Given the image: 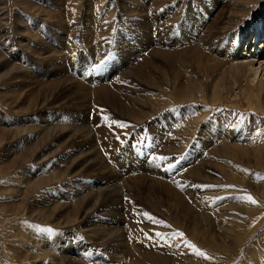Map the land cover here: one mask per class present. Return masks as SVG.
<instances>
[{
  "label": "rangeland",
  "instance_id": "obj_1",
  "mask_svg": "<svg viewBox=\"0 0 264 264\" xmlns=\"http://www.w3.org/2000/svg\"><path fill=\"white\" fill-rule=\"evenodd\" d=\"M156 1L157 0L154 1L155 4ZM172 1H176V5L178 6L182 2L183 10L181 14L189 9L193 11L201 1L202 3H205L206 1L208 2V0H171V2ZM160 2V4H157L158 6L156 5L159 10H161L167 2H170V0H160ZM211 2L213 1L211 0ZM230 2L228 1L227 5H225L224 12H227L228 8H230ZM154 3L151 2V0H0V72L2 74V78H0V129L5 128L8 130V133L10 132V136H5V134H1L0 131V264H14V262L15 264H62V262L58 263V261L53 260L54 258L52 257L60 254H65V257H74L73 259L81 260L85 264H114V262L115 264H136L134 261L137 258L133 253L136 252V250H129L133 254L131 256L126 255L123 257L121 255L125 250L121 251V259L114 258L117 251L106 249L108 245H101L99 243L100 240L96 239L98 238L96 230L95 233H93L95 237L91 235L94 226L100 228H109L111 226L110 228H115L113 231L117 230V232L121 234L119 238L114 236V240L127 242L128 249L136 247V245L138 246L139 242H141L148 250L153 251L154 248L156 254L171 258V262H173L171 264H254V262L255 264H264V178H262L264 177V169L259 170L250 164H247V158L244 155L247 153V147H249L251 142L249 128L253 124L252 119H224L225 116L223 115L222 117L223 111L225 110L228 112L230 111V108L235 106H231L228 102L223 104L195 102L196 100L194 98H189V101L186 100V104L184 105V108H182L185 110L188 107L193 109V105L203 106L198 109L201 112V118H176L178 112H176L175 115L174 112L177 111L179 107V97L178 88L176 86L173 87L172 80L170 86H168L170 94L169 105H164L153 112L156 106H153L152 89L147 77L148 71H151L152 67L138 65L140 72H145L147 75L137 74L133 71L134 64L137 63V59L141 60L142 56H146V58H150L152 61L151 57H153L154 48H145L149 46L152 38V45L158 46L161 49V55H165L167 49L171 47V43H168L169 40H171L173 36L175 37L174 41H176L177 38L180 40L183 28L186 30L190 28L192 24H196L194 22L195 20L190 18L191 16L180 14L178 21L181 22L179 28L182 30L179 32L176 29L175 31L173 29L175 22L173 21L174 14H172L169 18V20H172L171 26H167L170 23L167 19V25L162 26L160 29L161 35H152L151 21H153V19L151 18V12L153 10L151 11V5L154 8ZM138 4L143 6L146 5L147 7L149 6L148 8L145 6L142 9L143 13H145L143 17L142 15L139 17L137 14L135 15V13H133L137 10ZM207 4H210V2ZM244 4L247 3L243 2L242 5ZM167 5L171 4L168 3ZM176 5H173V11L178 10V8L176 9ZM218 8L219 7H213V12L209 15L207 25H212L217 16L222 14L219 13L221 10H218L219 12L217 11ZM203 10L207 12V10L210 9L206 7ZM17 13L19 14L16 15ZM227 14L228 12L225 15ZM17 26H22L26 30H19L20 28ZM224 26L225 24H220L218 26V35L222 33ZM146 27H150V29L146 31ZM142 30H144V33H142ZM212 30H214V28ZM40 31H42V33H40ZM51 31L55 32L58 36V39L55 38V40L60 42L59 46L61 47L60 50H58L59 55H61L58 60V66L61 70V73L58 74L59 76L62 77L66 74L71 77L70 79L73 82H84L89 87L91 86L90 88H94L96 85H105L107 89L110 88L114 93L116 92L115 94L120 93V98L115 99L106 94V96L109 97L106 100L98 94L90 95L89 101L84 102L75 92L72 95L73 99H71L70 94L69 97H62L56 100V95L61 93L60 91L55 95V101L50 97L47 100H42L41 96L43 91H39L42 87V81L41 76L38 74L41 72L39 68L42 67H39V65H43L40 62H43V59H46V57L41 58L36 56L31 50L32 44L31 46H28L30 50L26 49L24 44L26 40L23 41V39L26 38L31 40L33 36H36L38 39L41 37L40 39L42 40V43H45L44 46H47L48 39L45 37L47 33ZM28 32H30V35H28ZM249 37H251V35ZM118 38L121 39L122 44L125 42L119 50L116 47V43H118L116 40L118 41ZM122 40H124V42ZM200 42L201 41L197 43L198 46H201ZM20 45H22V47ZM11 49L13 52H11ZM28 54L31 55L29 56ZM117 54H119V59L117 58ZM212 54L216 55L215 53ZM44 55L46 56V54ZM244 55H246V53H244ZM262 56V61H264V50ZM30 57H32V59ZM115 57L118 59L117 62H114ZM180 61L181 62L177 64V67L181 72L185 73V80L190 79L192 82L194 79L192 74L198 73V77L202 80L203 85L205 84L206 86L207 79L201 75V73L198 71L196 72V70L192 68L193 65L190 61ZM3 62L10 63L11 65L8 64V66L11 68L4 67ZM186 64H188V66H186ZM262 64V68L255 74L256 77L254 76L255 82L264 78V63ZM1 65L2 68L4 67L3 69L1 68ZM30 65L34 66L33 69ZM96 65H99V68L93 70ZM255 65L258 67V64L255 63ZM74 66L77 67L74 68ZM157 66L160 65L158 64ZM74 69L77 71L78 77L74 75ZM7 70H12L11 72L14 76L18 73V76L14 80L10 78V75L4 78ZM87 70L90 75H87L86 77V74L83 73V76L80 77L82 71ZM22 74H26L27 76L24 75V77ZM58 75L56 78L59 77ZM30 76L36 78L30 79ZM165 76L170 79L167 73ZM85 77L86 79L91 78V82L97 84L93 85L90 82L85 81ZM44 79L47 80L48 78L44 76ZM127 79L128 81L126 82ZM135 84H138V86ZM183 86L187 85L184 84ZM18 88L20 89L18 90ZM238 89L239 87L236 88V90ZM14 91L18 92H15L16 94H14ZM140 92H142L141 97H139ZM8 93H11L12 96L19 94L20 98L17 99L16 103L14 102L12 104L10 102L11 100H7L6 98V94ZM179 94H184V91L179 90ZM167 96L168 95H162L163 101L168 100ZM155 101L156 99H154V102ZM241 101L242 102H239L238 106L235 107L239 110V117L241 115H252V111H256L253 106H247L246 100L245 98L243 99L242 96ZM44 102V107H41L42 105L39 106L40 103L43 104ZM28 105L33 109H30ZM35 105H37L38 108ZM52 105L54 108L50 107ZM46 107L48 109H44ZM204 107H206L205 111L203 110ZM44 110H49L48 113H51V110H56V112L52 111L57 118V121H53V123L54 125L58 124L60 131H62L61 128L65 127V125L68 126L70 122L78 123V120L83 119L82 125H86L89 130L91 129L88 136L92 134V139L90 137L85 140L86 142L82 141L85 138L74 142L67 140L68 143L66 141L64 144L63 140L65 141L67 138L66 136H63L60 138L62 141L59 140V144L57 142L60 146L56 145L50 152L49 150H46L47 152L44 151V149H47V146L50 143L49 141L54 140V138H59L60 135L59 132V135L57 136V134L53 133L39 132L38 128L35 130L33 126L35 123L46 127V125L41 124L43 119L38 117L39 115L44 114ZM257 112H260V110L257 109ZM216 113H218V115ZM101 117H103L102 119L104 120L107 117L105 120L106 123L115 127L106 134L107 140L105 144L104 142L101 143L104 141L103 131L100 130L102 128V123H100V125L97 123ZM260 117H262L261 114ZM44 118H46L48 122L51 121V119L47 117V114ZM40 121L41 123H39ZM114 122L123 123L127 125V127L116 128L119 126H117V123L113 126ZM18 125L24 128V131L22 132L27 135L20 136L14 131ZM58 127H56V129H58ZM30 128L31 132L27 131L30 130ZM36 131H38L39 134L35 137V141L34 139L26 138V136L33 135ZM3 135L5 137H3ZM117 135L120 136L119 140L117 139ZM5 138L8 140L6 141ZM90 141L92 142V146L90 145ZM4 143L8 145L6 146ZM42 144L46 147L44 148ZM177 144L180 145L178 146ZM65 145L67 147H65ZM69 145L70 147L72 146V148H70ZM106 145L109 147L107 148ZM225 145H228L229 148H227V146L224 148L223 146ZM255 146L259 147L257 144H255ZM213 147H218V149L213 150L215 149ZM56 148L57 151L55 150ZM31 149L34 151L31 152ZM114 149L115 152H113ZM227 149H231V151H228ZM204 150L205 152H203ZM208 150H210V154ZM36 151H41L40 153H37L39 156H37ZM59 151L61 154H59ZM62 151L64 152L62 153ZM84 151L85 153H83ZM86 151L90 152L89 155L93 152L95 153V156H99L100 158L103 157V159L110 165V173L112 172L111 170H113V173L119 174L117 177L118 179L122 178L121 182H124V184L120 183V179L113 182L112 188H115V191L113 190L114 193L112 192L113 195L111 194L110 197L104 193H101L103 197L100 195L97 200L95 197L84 196L85 194L90 193L91 183L101 180V178H105L104 174H101L98 177L96 176L98 173L94 175L95 172L87 171L89 162H80L81 165L80 163L79 165L74 164L75 162L82 160L83 157L81 155L83 153L84 156ZM88 152L86 155H88ZM115 153H117V157L122 160V163L120 164L121 166L117 164V161L114 159ZM237 154H240V156H236ZM13 155L17 157H14ZM78 155L80 157H77ZM86 155L84 157H86ZM242 155H244V157ZM158 157H165L166 159L161 160L158 159ZM14 158L18 160L21 159L18 163H14ZM70 158L74 160V162L71 161ZM39 160L41 161L38 162ZM37 162L44 164H40V166L42 165L40 167ZM93 162L96 163L95 161ZM12 163L14 164L12 165ZM67 163L71 164L68 165V167H70L69 169L66 167ZM229 163L230 165H227ZM52 164H55L58 170L59 167L60 170H67H59L57 173L56 168H50L52 167L50 166ZM170 165L173 167H170ZM190 166L192 169L188 170L191 168ZM220 168L222 170H220ZM206 171L208 173H206ZM62 172H65L66 174H62ZM77 172H79V174ZM87 172L89 174H87ZM57 176L60 177L57 179ZM90 177H95V179H91ZM44 178L46 179L45 181H43ZM40 180L41 184H39ZM135 180L137 185H140L139 189H137ZM158 182L165 183L168 186L170 185L171 194H173L174 189H176L174 191H177L180 194L182 193V197L189 206L185 211L189 214L183 212L184 210L180 204L171 203L172 198L169 199L168 197H172V195H170V193H164V191H166L165 188L162 187L161 189ZM117 183H119V186ZM44 184L46 186L48 185V188ZM226 185H235V187H225ZM146 189H149L150 191H146ZM38 190L41 191L39 192ZM72 191H76V195L71 197L70 195L72 194ZM116 193L119 196H117ZM41 194L42 198L40 197ZM248 195L256 201L255 204L250 203L245 199ZM78 196L84 197H81L82 199L80 198V200H78ZM93 199L94 201H97L94 204ZM99 200L102 204H100ZM80 201L82 205L79 204ZM102 201H104V203ZM86 202L91 203L87 204ZM112 202L114 204H112ZM96 204L97 206L99 204V206H94ZM101 205L105 206L102 207ZM61 207L63 208L61 209ZM53 208L55 209L54 212ZM197 209H200L201 211ZM209 210L213 213L216 210L218 212L213 214ZM190 212L192 213V217ZM195 212H199V215H202V217L204 216L203 219L196 218L194 216ZM206 215H208V217ZM227 217L229 221L227 220ZM197 220L200 221V224L202 223V225H199ZM92 221L94 224H89ZM158 221H163V223H158ZM189 221H194V223L197 221L198 223L196 222L195 225H197L198 228L195 225L189 226ZM102 223H105L106 226L101 225ZM144 223H146V225H144ZM232 227L236 229H233ZM43 228H50L53 231L51 233L41 231L40 229ZM238 228L240 231H238ZM255 228H257V230ZM211 229L213 233L210 231ZM130 230L131 232H128ZM98 232L99 231H97V233ZM177 232H181L184 235H176ZM235 232L240 235L238 236ZM89 233H91V236ZM157 233H160V235L157 236ZM231 234L233 235V239L230 238L232 236ZM250 234H253L254 236L249 242L246 237ZM220 235L222 236L220 237ZM127 236L132 237L131 239L133 242L129 241ZM136 236L140 237L138 238ZM222 241L226 242L224 243ZM73 242H77L78 245H73ZM189 245H194L195 247ZM219 245L222 246L219 247ZM197 251L203 252L207 258L198 255ZM30 253L34 256L36 254V257L28 259V254ZM106 256H109L108 258H111V260ZM122 259L126 260L127 263Z\"/></svg>",
  "mask_w": 264,
  "mask_h": 264
},
{
  "label": "bare ground",
  "instance_id": "obj_2",
  "mask_svg": "<svg viewBox=\"0 0 264 264\" xmlns=\"http://www.w3.org/2000/svg\"><path fill=\"white\" fill-rule=\"evenodd\" d=\"M149 1V0H148ZM155 0H151V2L154 3ZM164 1V0H162ZM169 1V0H168ZM213 2H211V0H208V2H210V4H207L208 2L206 1L205 3H202V1L200 3L197 4V6L194 8L193 11H191L190 9L189 10H186L184 11L182 14V8H183V5H182V2L178 5H176V1H172L170 0V2H167L166 5L169 3L171 5H165L161 10H159V8L157 7L158 5L157 4H160V0H157L156 1V4L154 3V8L153 6L151 5V18L153 19L152 22V31H151V34H155L156 36H158L159 34L161 35V27L164 26V25H167V19L169 20L170 16L172 14H174V19L173 21L174 22V25H173V29L176 31H181L182 29L179 28V25L181 22L178 21V18L181 15H184V16H191L190 18L191 19H194L195 21V25L192 24V26L186 30H184L183 28V31H182V36L180 37V40H175V37L173 36L171 38V40H169V44L171 43V47H169L167 49V51L165 52V55H161V49L158 47V46H153L152 45V42H153V38L151 39L152 41L149 43V46L148 47H145L146 49L149 48V47H153L154 48V54H153V57L152 58V61L150 58H146V56H142L141 60L137 59V63L134 64V68H133V71L137 74H146L145 72H140V68L138 65H144V66H148V67H152L151 68V71H148V79L150 81V87L152 90H155V91H152V96H153V106L156 108L153 110V112H155L157 109H160L161 107H163L164 105L166 106L167 104L169 105V102H170V94H169V88L168 86H170L171 84V80L173 81L172 85L173 87L176 86L178 88V97H179V107L177 109V111L174 112V115L176 112H178V115L176 116V118H194V119H200V110L199 107H203V106H195L193 105V109H190V107H188L187 109H183L184 108V105L186 104V100L189 101V98H194L196 101L195 102H207V103H217V104H223L225 102H228L231 106H238L239 102H242L241 101V96L243 97V99L245 98L246 100V104L247 106H253L256 111H252L253 114L252 115H245V116H240L239 117V110L235 107H232L230 108V111H223V114H222V117L223 115L225 116V118H250L252 119V122L253 124L251 125V127L249 128V135H250V139H251V142L249 144V147H247V153L244 154L245 157L247 158V164H250L251 166H253L254 168H257L259 170H263L264 169V78L260 79V80H257L256 82L254 81V76L256 77V73L259 72V70L262 68V63H264L263 60V56H262V52L264 50V0H212ZM230 2L231 5H230V8H228V14L225 15L227 12H224V9H225V5H227V2ZM247 3V4H244L242 5V3ZM59 3V2H58ZM157 5V6H156ZM163 5H164V2H163ZM173 5L175 6L176 5V9L178 8V10H175L173 11ZM192 5V4H191ZM146 6V5H145ZM141 4H138V7H137V10H135V15L137 14L139 17L142 15V17L145 15V13H143L142 9L145 7ZM162 6V5H161ZM147 7V6H146ZM149 7V6H148ZM147 7V8H148ZM206 7H208L210 10H207V12L203 9H205ZM213 7H219L217 9L218 10H221L219 13H222L221 15H218L217 18L213 21L212 25H207V20L209 18V15L211 12H213ZM122 8V7H121ZM133 10V9H132ZM145 10V9H144ZM150 10V9H148ZM89 12V11H88ZM146 12V11H145ZM172 12V13H171ZM139 13V14H138ZM149 13V12H148ZM19 13H17L16 15H18ZM59 14V13H58ZM121 14V13H120ZM147 14V13H146ZM62 16V15H61ZM61 18V17H60ZM138 18V17H137ZM182 18V17H180ZM55 20V19H54ZM62 20V19H60ZM163 20H164V23H163ZM91 21V20H90ZM170 23L169 25L167 26H171L172 24V20H169ZM193 21V20H192ZM176 22H179V23H176ZM220 24H225L224 26V29L222 31V33L220 35H218V26ZM126 26V25H125ZM19 27L20 29L19 30H26L25 28H23L22 26H17ZM143 27V26H142ZM207 27V28H206ZM214 28V30H212ZM150 29V27H146V31H148ZM172 29V28H171ZM17 30V29H16ZM145 30V28H144ZM144 30H142V33H144ZM31 31V30H30ZM37 31V29H36ZM50 31V30H49ZM104 31V30H103ZM44 32V31H43ZM57 32V31H56ZM40 33H42V31H40ZM45 33V32H44ZM148 33V32H147ZM28 35H30V32H28ZM35 35V34H34ZM251 35V37H249ZM41 36V35H40ZM32 37V36H31ZM39 37V35H38ZM43 37V36H42ZM25 38V37H24ZM29 38V37H28ZM41 38V37H40ZM38 39L36 36H33L31 40L29 39H23V41L26 40V42L24 43L25 44V47L26 49H29L30 48L28 47L29 45L31 46L32 44V47H31V50L32 52H34V54L38 57H41V58H45L46 59H43V62L41 61L40 63H42L43 65H39L42 66L40 67L39 69L41 70V72L39 73L38 71V75L41 76V81H42V84H41V89L39 91H43L42 92V100H47L50 98H53V100L55 99V95L61 91V93H58V95H56V100L57 99H60V98H64V97H71V99H73V94L76 92V95L81 99L83 100L84 102H87L89 101V97L90 95H98L100 94V96L104 99H108L109 97L106 96V94L110 95L111 97L117 99V98H120V93H117L115 94L113 92V90H111L110 88H106L105 85H96V84H93L91 82V78L90 79H86L87 75H90L89 74V71H82L81 73V76H83V73H85L86 77H85V81L87 82H90L91 84L93 85H96L94 86V88H90L87 84H85L84 82L80 83L78 81H72L68 75L64 74L62 77L59 76L58 74L61 73V70L59 69V66H58V60H59V52L58 50H60V46H59V43L60 42H57V40H55V38L58 39V36L56 35L55 32H49L47 33L46 37L48 39V45L47 46H44L45 43H42V40L41 39ZM14 39V38H13ZM60 39V38H59ZM157 39V38H156ZM253 39V40H252ZM10 40V39H9ZM17 40V39H16ZM11 41V40H10ZM9 41V42H10ZM109 41V40H108ZM115 41V40H114ZM124 42V40H122ZM199 41H201V46H198L197 43H199ZM12 42V41H11ZM10 42V43H11ZM19 42V40H18ZM33 42V43H32ZM47 42V41H46ZM116 47L118 48V50L122 47L123 44H125V42L122 44L121 43V39L118 38V41L116 40ZM173 42V43H172ZM36 44V45H34ZM47 44V43H46ZM175 44V46H174ZM23 45V44H22ZM22 45H20L22 47ZM12 47V46H11ZM24 47V49H25ZM101 47V46H100ZM104 47V46H103ZM252 47V48H250ZM14 48V47H13ZM33 48V49H32ZM254 48V49H253ZM23 49V48H22ZM25 49V50H26ZM103 49V48H102ZM245 49V51H244ZM12 50V49H11ZM144 50V49H142ZM28 51V50H27ZM26 51V53H27ZM68 51V49H67ZM101 51V50H100ZM244 51V53H246V55H244V53L242 54V52ZM13 52V50L11 51ZM29 52V51H28ZM103 52V51H102ZM143 52V51H142ZM212 53H215L216 55L212 54ZM10 54V52H9ZM33 54V53H31ZM30 54V55H31ZM46 54V56L44 55ZM1 55V54H0ZM7 55V54H6ZM29 55V54H28ZM29 55V56H30ZM44 55V56H43ZM33 56V55H32ZM63 57V56H62ZM1 58V57H0ZM32 59V57H30ZM34 58V57H33ZM114 58V57H113ZM117 58L119 59V54H117ZM115 57L114 59V62H117V59ZM39 59V58H37ZM3 60V59H2ZM6 60V59H5ZM4 60V61H5ZM61 60V59H60ZM182 60L183 62L185 61H190L193 65L190 66L192 67L194 70H196V72L198 71L199 73H201V75H203L206 79H207V84L205 86V84L203 85V82L202 80L198 77V73H194L192 74L194 79L193 81L191 82L190 79H187L185 80V73L184 72H181L180 69L177 67V64L180 63ZM1 61V60H0ZM179 61V62H177ZM177 62V63H176ZM1 63V62H0ZM4 63V67H8V68H11L8 66V62H3ZM20 63V62H19ZM187 63V62H186ZM256 64H258V67H256ZM79 64V63H78ZM160 65V66H157V65ZM11 65V64H10ZM21 65V64H20ZM185 65V64H184ZM13 66V65H12ZM16 66V65H15ZM22 66V65H21ZM20 66V68H21ZM78 66V65H77ZM77 66H74V68H76ZM186 66H188V64H186ZM3 67V68H4ZM30 67L33 69L34 66H31ZM1 68H2V65H1ZM2 68V69H3ZM7 68V69H8ZM16 68V67H15ZM18 68V67H17ZM23 68V66H22ZM191 68V70H192ZM13 69V68H12ZM28 69V68H26ZM59 69V70H58ZM263 69H264V66H263ZM10 70V69H9ZM17 70V69H16ZM31 70V69H30ZM37 70V69H36ZM12 71V70H11ZM11 71H6L5 72V75H4V78L5 77H8L10 75V78L12 80H14L17 76H18V73L17 75L14 76V74L11 72ZM14 71V70H13ZM23 71V70H21ZM26 71V70H25ZM128 71V70H127ZM126 71V72H127ZM201 71V72H200ZM3 72V71H2ZM192 72V71H191ZM20 73H23V72H20ZM74 75L78 77V73L77 71L74 69L73 71ZM132 73V72H131ZM167 75L170 77V79H168L165 75ZM4 74V72H3ZM36 74V73H34ZM190 74V73H189ZM0 78H2V74L0 72ZM21 75V74H20ZM23 75V74H22ZM26 75V74H24ZM23 75V76H24ZM59 76L58 78H56V76ZM27 76V75H26ZM34 76V75H33ZM33 76H30L29 78L30 79H35ZM37 76V77H39ZM44 76L47 77L48 79H44ZM25 77V76H24ZM23 77V78H24ZM146 77V76H145ZM27 78V77H26ZM143 78V77H142ZM9 79V78H7ZM20 79V77H19ZM25 79V78H24ZM1 80V79H0ZM29 80V79H28ZM130 80V78H129ZM9 81V80H8ZM11 81V80H10ZM17 81V80H16ZM27 81V80H26ZM128 81V79L126 80V82ZM15 82V81H14ZM18 82V81H17ZM32 82V81H31ZM30 82V84H31ZM73 82V83H72ZM194 82V83H193ZM255 82V83H254ZM12 83V82H11ZM16 83V82H15ZM14 83V84H15ZM34 83V82H33ZM32 83V84H33ZM38 83V81H37ZM142 83V82H141ZM147 83V82H146ZM205 83V82H204ZM10 84V83H9ZM36 84V83H34ZM187 85V86H183V85ZM13 85V83H12ZM136 86H138V84H135ZM29 86V85H28ZM27 86V87H28ZM31 86V85H30ZM34 86V85H33ZM32 86V87H33ZM37 87V86H36ZM34 87V88H36ZM132 87V86H131ZM239 87L238 90H236V88ZM10 88V87H9ZM29 88V87H28ZM136 88V87H135ZM20 88H18L19 90ZM22 89V88H21ZM125 90V89H124ZM136 90V89H135ZM179 90H183L184 91V94H179ZM29 91V90H28ZM141 91V90H140ZM8 92V91H7ZM16 91H14V94ZM36 92V91H35ZM12 93V91H11ZM11 93H8L6 94V98L7 100H11L10 102L13 104L14 102L16 103L17 99H19V94L17 95H13ZM24 93V92H23ZM28 94V93H27ZM141 94L142 92H140L139 94V97H141ZM40 95V94H39ZM162 95H168L167 96V99L166 101H163V97ZM31 96V94H30ZM32 96H33V93H32ZM18 97V98H17ZM22 97V96H21ZM40 97V96H39ZM76 97V98H78ZM137 97V96H136ZM138 97V98H139ZM165 97V96H164ZM16 98V99H15ZM27 98V97H26ZM30 98V97H29ZM25 99V98H24ZM37 99V98H36ZM130 99V98H129ZM154 99H156V101L154 102ZM23 100V98H22ZM29 100V99H28ZM121 100V99H119ZM20 101V100H19ZM31 101V100H30ZM34 101V100H33ZM32 101V102H33ZM55 101V100H54ZM175 101V100H174ZM192 101V100H191ZM82 102V101H81ZM28 103V102H27ZM47 103V102H46ZM122 103V102H121ZM10 104V103H9ZM18 104V103H17ZM54 104V103H53ZM83 104V102H82ZM178 104V103H177ZM31 105V103H30ZM42 105V106H41ZM45 105V102L43 104H39V106L41 107H44ZM76 105V103H75ZM78 105V104H77ZM134 105V104H133ZM143 105V104H142ZM141 105V106H142ZM213 105V104H212ZM29 106V105H28ZM37 107V105H35ZM34 106V108H35ZM140 106V107H141ZM148 106V105H147ZM219 106V105H218ZM217 106V107H218ZM19 107V106H18ZM23 107V106H22ZM26 107H27V104H26ZM30 107V106H29ZM52 108H54V106H50ZM49 107V108H50ZM136 107V106H134ZM138 107V106H137ZM151 107V106H150ZM152 107V108H154ZM183 107V108H182ZM187 107V105H186ZM215 107V108H217ZM220 107V106H219ZM20 108V107H19ZM17 108V109H19ZM38 108V107H37ZM36 108V109H37ZM59 108V107H58ZM139 108V107H138ZM137 108V109H138ZM149 108V107H148ZM253 108V109H254ZM27 109V108H26ZM29 109V108H28ZM30 109H33L32 107H30ZM44 109H48L47 107L44 108ZM206 107L203 108V110L205 111ZM257 109L260 110V112H257ZM25 110V109H24ZM43 110V109H42ZM50 110V109H49ZM48 110V111H49ZM140 110V109H139ZM144 110V109H143ZM142 110V111H143ZM223 110V109H222ZM40 111V110H39ZM45 112H43L44 114L42 115H39L38 117L40 119H43L42 120V123L41 121L39 123L41 124H44L46 125V127L44 126H41L39 124H33L35 130L38 128L39 129V132L42 131L43 133H53V134H57V136L59 135L58 132L60 133L59 135V138H54V140L52 141H49L50 143L48 144L47 146V149H44V151L46 150H49V152L52 150V148H54L56 145L59 144V140H61L60 138H62L63 136H66V140L64 141L63 140V143L67 140H71V142H74V141H78V140H81L83 138L82 141H85L86 139L90 138L91 135L88 136V134L90 133V130L87 128L86 125H82V122H83V119H80L78 120L79 122L78 123H69V125H65V127L61 128L62 131H60V127H58V124L57 125H54L53 121H57L56 119V116L53 114L52 111H55L56 110H51V113H48L47 110H44ZM13 112V111H12ZM146 112V111H145ZM152 112V111H151ZM220 112V111H218ZM39 113V112H38ZM144 113V112H142ZM47 114V117L49 119H51L50 122H48L46 120V118H44V116ZM146 114V113H145ZM165 114V113H164ZM215 114V113H214ZM213 114V115H214ZM218 115V113H216ZM220 114V113H219ZM260 114L262 115V117H260ZM2 115V114H1ZM137 115V114H136ZM144 115V114H142ZM172 115V114H171ZM139 116V115H138ZM173 116V115H172ZM3 117V116H2ZM42 117V118H41ZM98 117V116H97ZM141 117V116H140ZM174 117V116H173ZM37 118V117H36ZM38 118V119H39ZM47 118V119H48ZM75 118V117H74ZM103 117L99 118L100 120L97 121V123H99L98 125H100V123H102V128L100 130L103 131V140L101 143L104 142V144L106 143V134H108L110 132V130L114 129L115 127H112V125L110 126L109 124L106 123V118L105 120L102 119ZM137 118V117H136ZM150 118V117H149ZM2 119V118H1ZM18 119V118H17ZM21 119V118H19ZM78 119V118H77ZM102 119V120H101ZM134 119V118H133ZM139 119V118H138ZM218 119V118H217ZM88 120V119H87ZM97 120V119H96ZM53 124H52V123ZM94 122V121H93ZM10 123V122H9ZM110 123V122H109ZM90 124V123H89ZM94 124V123H93ZM116 123H114L113 126H115ZM95 126V125H94ZM118 126V125H117ZM25 127V126H24ZM56 127H58V129H56ZM62 127V126H61ZM98 127V126H97ZM33 128V127H32ZM33 128V129H34ZM90 128V127H89ZM116 128H120V127H116ZM97 129V128H96ZM231 129V128H230ZM3 130V131H2ZM9 130L11 131V129L9 128ZM13 130V128H12ZM27 130V129H25ZM58 130V131H57ZM1 131V134H5L6 135H9L8 133V130H6L5 128L4 129H0ZM15 132L18 133V135L20 136H24V135H27L26 133L23 134L22 131H24V128L22 126H19L16 127L14 129ZM27 131H30L31 132V128L30 130H27ZM177 131V130H176ZM14 132V134H15ZM34 133V132H33ZM99 133V132H98ZM102 133V132H101ZM13 134V135H14ZM32 134V133H30ZM38 131H36L33 135H29V136H26L27 139H34L35 141V137L38 136ZM97 134V133H96ZM52 135V134H51ZM169 135V134H168ZM173 135V134H172ZM3 135V137H5ZM10 136V135H9ZM8 136V137H9ZM55 136V137H57ZM2 137V136H1ZM15 137V136H14ZM17 137V136H16ZM99 137V136H98ZM101 137V136H100ZM174 137V136H173ZM10 138V137H9ZM18 138V137H17ZM25 138V139H26ZM169 138V137H168ZM172 138V137H171ZM226 138V137H225ZM11 139H12V136H11ZM92 139V137H91ZM178 139V138H177ZM229 139V138H228ZM1 140V138H0ZM5 140L7 141L8 139L5 138ZM10 140V139H9ZM17 140V139H16ZM100 140V139H99ZM171 140V139H170ZM169 140V141H170ZM173 140V139H172ZM216 140V139H215ZM39 141V139H38ZM62 141V140H61ZM92 141V140H91ZM90 141V142H91ZM165 141V140H164ZM168 141V140H167ZM58 142V144H57ZM86 142V141H85ZM89 142V140H88ZM94 142V140H93ZM108 142V141H107ZM111 142V140H110ZM114 142V141H113ZM34 143V142H33ZM40 143V142H39ZM38 143V144H39ZM42 143V142H41ZM48 143V142H47ZM64 143V144H65ZM68 143V141H67ZM84 143V142H83ZM82 143V144H83ZM175 143V142H174ZM179 143V142H178ZM184 143V142H183ZM234 143V142H233ZM5 144V143H4ZM163 144V143H162ZM224 144V143H223ZM255 144L259 145V147H256ZM6 145V144H5ZM8 145V144H7ZM6 145V146H7ZM30 145V144H28ZM43 145V144H42ZM72 145V144H71ZM92 146V142L90 144ZM89 145V146H90ZM96 145V144H95ZM178 145V144H177ZM180 145V144H179ZM178 145V146H179ZM220 145V144H219ZM60 146V145H58ZM62 146V145H61ZM74 146V145H73ZM80 146V145H79ZM94 146V145H93ZM193 146V145H192ZM228 145H225L223 146L224 148ZM231 146V145H230ZM235 146V145H234ZM246 146V145H245ZM10 147V146H9ZM33 147V146H32ZM40 147V146H39ZM38 147V148H39ZM44 147V145H43ZM46 147V146H45ZM44 147V148H45ZM65 147H67L65 145ZM64 147V148H65ZM70 147V145H69ZM68 147V148H69ZM75 147V146H74ZM106 147L108 148L109 146L106 145ZM164 147V145H163ZM236 147V146H235ZM241 147V146H240ZM239 147V149H240ZM27 148V147H26ZM29 148V147H28ZM34 148V147H33ZM32 148V149H33ZM36 148V147H35ZM63 148V149H64ZM72 148V146L70 147ZM106 148V149H107ZM177 148V147H176ZM215 148V147H213ZM232 148V147H231ZM31 149V152L34 151ZM41 149V148H40ZM89 149H92V148H89ZM88 149V151H89ZM207 149V148H206ZM209 149V147H208ZM218 149V147H216L215 149L213 150H216ZM220 149V148H219ZM234 149V147H233ZM24 150V149H23ZM37 150V149H36ZM57 151V148L55 149ZM61 150V149H60ZM66 150V149H65ZM212 150V149H210ZM210 150L209 151V154H210ZM228 150V149H227ZM244 150V148H243ZM54 151V150H53ZM86 151V154L87 152ZM93 151V150H92ZM112 151V150H110ZM222 151V150H221ZM228 151H231L228 150ZM236 151V150H235ZM18 152V151H17ZM24 152V151H23ZM22 152V153H23ZM27 152V151H26ZM25 152V153H26ZM30 152V153H31ZM41 152V151H40ZM40 152H37L36 151V154L37 153H40ZM47 152V151H46ZM60 152V151H59ZM64 151H62L63 153ZM79 152V151H78ZM97 152V150H96ZM113 152H115V149L113 150ZM205 152V150L203 151ZM214 152V151H213ZM218 152V151H217ZM234 152V151H233ZM43 153V152H42ZM69 153V152H68ZM85 153V151L83 152ZM83 153L81 155L83 158L81 161H77L75 162L74 164H77L79 165V163H85V162H89L88 164V167H87V171H92V172H95L94 175H96L98 173V176L101 175V174H104L105 178H101V180H97V181H94L93 183H91V188H90V193L89 194H85L84 196H91L92 198L95 197V199L97 200L98 197L101 195V193H104L105 195H109V197L111 196L113 190L112 187H113V182H115L119 176L118 173H113V170H111L112 172L110 173V165L103 159V157H99V156H95V153H91L89 155L90 152H88V155H86V157L83 156ZM100 153V152H99ZM103 153V152H102ZM174 153V152H173ZM215 153V152H214ZM224 153V152H223ZM231 153V152H230ZM239 153V152H238ZM242 153V152H241ZM21 154V153H20ZM29 154V152H28ZM34 154V153H33ZM61 154V152L59 153ZM58 154V155H59ZM73 154V152H72ZM71 154V155H72ZM113 154V153H112ZM203 154V153H202ZM225 154V153H224ZM16 155V154H15ZM27 155V154H26ZM65 155V154H63ZM70 155V154H69ZM77 156V157H80V156ZM98 155V154H97ZM100 155V154H99ZM240 156V154H237L236 156ZM244 155H242L244 157ZM14 156V155H13ZM20 156H23V155H20ZM19 156V157H20ZM37 156H39L37 154ZM36 156V158H37ZM48 156V155H47ZM14 157H17V156H14ZM50 157V156H49ZM69 157V156H68ZM105 157V156H104ZM115 157V158H114ZM114 159L115 161H117L116 163L117 164H121L122 163V160L119 159V157H117V153L114 154ZM235 157V156H234ZM23 158V157H21ZM20 158V159H21ZM95 158V159H93ZM10 159V158H9ZM12 159V158H11ZM15 160H13L14 163H18L19 160L14 158ZM25 159V157H24ZM39 159V158H38ZM69 159V158H68ZM76 159V158H74ZM207 159V158H206ZM241 159V158H240ZM8 160V159H7ZM18 160V161H17ZM52 160V159H51ZM71 161L74 162V160H72L70 158ZM69 160V161H70ZM9 161V160H8ZM7 161V162H8ZM12 161V160H10ZM41 160H39L38 162H40ZM70 161V162H71ZM93 161H95L96 163H94ZM197 161V160H196ZM231 161V160H230ZM3 162V161H2ZM5 162V163H7ZM29 162V161H28ZM37 162V163H38ZM65 162V161H64ZM69 162V163H70ZM72 162V164H73ZM5 163H2V164H5ZM12 163V165L14 164ZM67 163V166L68 165H71ZM80 163V165H81ZM206 163V161H205ZM245 163V162H244ZM40 166V164L42 163H38ZM44 164V163H43ZM42 164V165H43ZM48 164V163H47ZM73 164V165H74ZM196 164V163H195ZM41 165V166H42ZM118 165V166H119ZM204 165V164H203ZM227 165H230L227 164ZM40 166V167H41ZM52 167L50 168H56V165L55 164H52L50 165ZM95 166V168H94ZM117 166V165H116ZM121 166V165H120ZM198 166V165H197ZM205 166V165H204ZM207 166V165H206ZM209 166V165H208ZM214 166V165H213ZM249 166V167H251ZM65 167V168H66ZM77 167V166H76ZM81 167V166H80ZM191 167V166H190ZM196 167V166H195ZM194 167V168H195ZM200 167V166H199ZM197 167V168H199ZM210 167V166H209ZM39 168V167H38ZM64 168V169H65ZM70 167H68L69 169ZM79 168V167H77ZM86 168V167H85ZM201 168V167H200ZM207 168V167H206ZM211 168V167H210ZM209 168V169H210ZM41 169V168H40ZM44 169V168H43ZM80 169V168H79ZM83 169V167H82ZM192 169L189 168L188 170ZM203 169V168H202ZM12 170V169H11ZM25 170V169H24ZM59 170H60V167H59ZM57 169V173L59 171ZM67 170V169H65ZM65 170H60V171H65ZM77 170V169H76ZM75 170V171H76ZM195 170V169H194ZM199 170V169H198ZM220 170H222L220 168ZM78 171V170H77ZM82 171V170H81ZM86 171V170H85ZM104 171V172H103ZM192 171V170H191ZM205 171V170H204ZM210 171V170H209ZM68 172V171H66ZM91 172V173H92ZM102 172V173H101ZM114 172H115V169H114ZM118 172V171H117ZM196 172V171H195ZM203 172V171H202ZM28 173V171H27ZM60 173V172H59ZM65 173V172H62V174ZM73 173V172H72ZM79 174V172H77ZM85 173V172H84ZM90 173V174H91ZM121 173V172H120ZM134 173V172H133ZM139 173V172H138ZM137 173V174H138ZM144 173V172H143ZM143 173H140V174H143ZM193 173V171H192ZM206 173H208L206 171ZM61 174V175H62ZM66 174V173H65ZM71 174V172H70ZM74 174V173H73ZM83 174V173H82ZM87 174H89L87 172ZM147 174V173H146ZM196 174V173H194ZM27 175V174H26ZM54 175V174H53ZM51 175V176H53ZM59 175V174H57ZM132 175V173H131ZM130 175V176H131ZM145 175V174H144ZM143 175V176H144ZM189 175V174H188ZM202 175V174H201ZM205 175V174H204ZM48 176V175H46ZM55 176V175H54ZM67 176V175H66ZM126 176V175H125ZM137 176V175H135ZM149 176V175H148ZM192 176V175H191ZM198 176V174H197ZM30 177V176H29ZM60 176H57V179L59 178ZM122 177V176H121ZM128 177V176H127ZM137 177H140V176H137ZM152 177V176H150ZM48 178V177H47ZM91 179L93 177H90ZM130 178V177H129ZM133 178V177H131ZM148 178V177H147ZM235 178V177H234ZM31 179V178H30ZM75 179V178H74ZM78 179V178H77ZM76 179V180H77ZM95 179V177L93 178ZM120 179V178H119ZM118 179V180H119ZM122 179V178H121ZM121 179H120V183H123L124 182H121ZM124 179V178H123ZM146 179V178H145ZM153 179V178H152ZM46 179L44 178L43 181H45ZM50 180V178H49ZM127 180V179H126ZM129 180V179H128ZM134 180V179H132ZM131 180V181H132ZM163 180V179H162ZM39 181V180H38ZM73 181V180H72ZM140 181V180H139ZM142 181V179H141ZM148 181V180H147ZM69 182V181H68ZM128 182V181H127ZM133 182V181H132ZM136 182V180H135ZM144 182V181H143ZM156 182V181H155ZM167 182V181H166ZM42 183H45V182H42ZM48 183V182H47ZM126 183V182H125ZM131 183V182H130ZM134 183V182H133ZM41 184V180H40V183ZM49 184V183H48ZM116 184V183H115ZM114 184V185H115ZM119 183H117L118 185ZM159 184V187L162 189V187L165 188L166 191H164V193H170L171 192V189H170V185L168 186L167 184L165 183H162V182H158ZM32 185V184H31ZM30 185V186H31ZM45 185V184H44ZM44 185H43V188H44ZM78 185V184H77ZM130 185V184H129ZM29 186V187H30ZM46 186V185H45ZM48 186V185H47ZM46 186V187H47ZM119 186V185H118ZM136 186H137V189H139V186L140 185H137V182H136ZM117 187V186H116ZM158 187V186H157ZM21 188V187H20ZM39 188V187H37ZM48 188V187H47ZM56 188V187H55ZM131 188V187H130ZM141 188V187H140ZM14 189V187H13ZM58 189V188H57ZM82 189V188H81ZM118 189V187H117ZM121 190V189H120ZM149 189H146V191H148ZM176 190V189H174ZM173 190V194L170 193V195H172V197H168L169 199L172 198V201L171 203H175V204H180L183 208V212L185 214H189L187 211H185L187 208H189V206L186 204L184 198L182 197V193H178L177 191H174ZM39 191V190H38ZM41 191V190H40ZM39 191V192H40ZM115 191V190H114ZM136 191V190H135ZM150 191V190H149ZM168 191V192H167ZM179 191L181 192V190L179 189ZM88 192V191H87ZM17 193V192H16ZM38 193V192H37ZM72 194L70 195L71 197L72 196H75L76 195V191H72L71 192ZM81 193V192H79ZM114 193V192H113ZM188 193V192H187ZM39 194V193H38ZM43 194V193H42ZM42 194L40 195V197L42 198ZM117 194V193H116ZM165 194V195H166ZM205 194V193H204ZM79 195V194H78ZM113 195V194H112ZM80 196V195H79ZM78 196V197H79ZM84 196H81L82 198ZM117 196H119L117 194ZM149 196V194H148ZM158 196V195H157ZM33 197V196H32ZM31 197V198H32ZM38 197V196H37ZM36 197V199H37ZM77 197V198H78ZM78 198V200H80V198ZM101 197H103L101 195ZM106 197V196H105ZM114 197V196H112ZM111 197V198H112ZM147 197V196H146ZM154 197V196H153ZM76 198V197H75ZM81 198V199H82ZM89 198V197H87ZM110 198V199H111ZM119 198V197H118ZM121 198V197H120ZM155 198V197H154ZM196 198V197H195ZM203 198V197H202ZM33 199V198H32ZM40 199V198H39ZM86 199V198H84ZM92 200V199H91ZM101 200V199H100ZM99 200L100 204L101 201ZM106 200V199H105ZM104 200V201H105ZM116 200V199H115ZM131 200V199H130ZM144 200V199H143ZM152 200V199H151ZM77 201V200H76ZM84 201V200H83ZM94 201V199H93ZM104 201H102L104 203ZM117 201V200H116ZM97 202V201H94L93 204ZM121 202V200H120ZM170 202V201H169ZM40 203V202H39ZM64 203V202H63ZM87 203V202H86ZM88 203H91V202H88ZM87 203V204H88ZM66 204V203H65ZM64 204V205H65ZM81 204V201L80 203ZM106 204V203H105ZM112 204H114L112 202ZM129 204V203H128ZM35 205V204H34ZM69 205V204H67ZM82 205V204H81ZM85 205V203H84ZM117 205V203H116ZM131 205V204H130ZM147 205V203H146ZM226 205V204H225ZM60 206V205H59ZM58 206V207H59ZM94 206H97L94 205ZM93 206V207H94ZM99 206V204H98ZM97 206V207H98ZM102 206V205H101ZM105 205H103L102 207H104ZM149 206V205H148ZM147 206V207H148ZM57 207V208H58ZM87 207V206H86ZM91 207V206H90ZM88 207V208H90ZM101 207V208H102ZM195 207V206H194ZM225 207V206H223ZM230 207V206H228ZM63 207H61L62 209ZM83 208V206H82ZM100 208V207H99ZM112 208V207H111ZM122 208V207H121ZM36 209V208H35ZM87 209V208H86ZM97 209V208H95ZM115 209V208H114ZM153 209V208H152ZM168 209V208H167ZM203 209V208H201ZM208 209V208H206ZM46 210V209H45ZM54 208H53V212H54ZM60 210V209H59ZM58 210V212H59ZM88 210H91V209H88ZM93 210V208H92ZM197 210H200V209H197ZM205 210V209H204ZM203 210V211H204ZM9 211V210H8ZM44 211V210H43ZM63 211V210H62ZM71 211V210H70ZM82 211V210H81ZM86 211V210H84ZM201 211V210H200ZM207 211V210H206ZM210 211V210H209ZM45 212V211H44ZM52 212V211H51ZM61 212V211H60ZM95 212V211H94ZM182 212V211H181ZM212 212V211H210ZM215 212H218L217 210L214 211ZM90 213V212H89ZM92 213V211H91ZM97 213V212H96ZM191 213V212H190ZM206 213V212H205ZM204 213V214H205ZM209 213V212H208ZM213 213V212H212ZM213 213V214H214ZM84 214V213H83ZM183 214V213H182ZM200 213L199 212H195V217L196 218H202V215H199ZM211 214V213H210ZM208 214V215H210ZM212 214V215H213ZM85 215V214H84ZM110 215V214H109ZM208 215H206L208 217ZM120 216V215H119ZM123 216V215H122ZM185 216V215H184ZM227 216V214H226ZM90 217V216H89ZM116 217V216H115ZM187 217V216H186ZM191 217H192V213H191ZM190 217V219H191ZM194 217V218H195ZM232 217V215H231ZM234 217V216H233ZM55 218V217H54ZM82 218V217H81ZM87 218V216H86ZM85 218V219H86ZM98 218V217H97ZM144 218V217H143ZM180 218V217H179ZM235 218V217H234ZM77 219V218H76ZM84 219V220H85ZM189 219V218H188ZM187 219V220H188ZM78 220V219H77ZM120 220V219H119ZM214 220H215V217H214ZM227 220H228V217H227ZM140 221V220H139ZM198 221V220H197ZM196 221V222H197ZM229 221V220H228ZM82 222V221H81ZM129 222V221H128ZM135 222V221H133ZM189 226L191 225H195L194 221H189ZM193 222V223H192ZM199 222V225H202V223L200 224V221ZM197 222V223H198ZM208 222V220H207ZM211 222V221H210ZM222 222V221H221ZM232 222V220H231ZM206 223V222H205ZM212 223V222H211ZM228 223V222H227ZM259 223V222H258ZM89 224H94V222H90ZM230 224V223H229ZM233 224V223H232ZM235 224V223H234ZM239 224V223H238ZM101 225H105V223H102ZM132 225V224H131ZM144 225H146V223H144ZM211 225V224H210ZM263 225V224H262ZM105 226H101V227H105ZM130 226V225H129ZM148 226V225H147ZM197 227V225H195ZM213 226V225H212ZM231 226V224H230ZM234 226V225H232ZM236 226V225H235ZM264 226V225H263ZM78 227V225H77ZM111 227V226H110ZM100 228V227H96L94 226V229L92 227V234L89 233V235H93V233H95V230H96V234L98 235V238L96 239H99L100 240V244L101 245H108V247L106 249H109V250H114V251H117L116 254L114 255V258H117V259H121V256H131L133 253L135 255V257L137 258L134 262H136V264H171L173 262H171V258L169 257H164V256H160V254H156L155 252V249L153 248V251L152 250H148L144 245L143 243L139 242V245L136 247H132L131 249H128L127 247V242H120V241H116L114 240V236L116 237H120V233L117 232V230H114L115 228ZM257 227V226H255ZM131 228V227H129ZM134 228V227H133ZM198 228V227H197ZM202 228V227H201ZM233 229H236L234 227H232ZM251 228V227H250ZM253 228V227H252ZM258 228V227H257ZM257 228H255L257 230ZM262 228V226H261ZM260 228V229H261ZM117 229V228H116ZM120 229V228H119ZM118 229V230H119ZM124 229V228H123ZM232 229V230H233ZM89 230V229H88ZM112 230V231H111ZM129 230V229H128ZM192 230V229H191ZM199 230H200V227H199ZM82 232H84L83 230H81ZM97 231H99L97 233ZM134 231V230H133ZM132 231V233H133ZM212 233V229L210 230ZM238 231H240V229L238 228ZM237 231V233H238ZM88 232V231H87ZM90 232V231H89ZM128 232H131L128 231ZM137 232V231H135ZM134 232V233H135ZM201 232V231H199ZM246 232V231H245ZM249 232V230H248ZM260 232V231H259ZM191 233V231H190ZM211 233V234H212ZM235 232V234H237ZM242 233V232H241ZM86 234V233H85ZM124 234V233H123ZM131 234V233H130ZM90 235V236H91ZM129 235V234H128ZM136 235V234H135ZM138 235V234H137ZM194 235V233H193ZM217 235V234H216ZM230 235V234H229ZM232 235V234H231ZM238 235V234H237ZM240 235V234H239ZM238 235V236H239ZM257 235V234H256ZM255 235V236H256ZM94 236V235H93ZM92 236V237H93ZM123 236V235H122ZM198 236V234H197ZM211 236V235H210ZM222 235H220L221 237ZM246 236V235H245ZM244 236V237H245ZM254 235L253 234H250L249 236L247 235V241H249L250 239H252ZM95 237V236H94ZM97 237V236H96ZM129 239V241L133 242V240L131 239L132 237H129L127 236ZM126 237V238H127ZM135 237V236H134ZM136 237H140V236H136ZM199 237V236H198ZM212 237V236H211ZM210 237V238H211ZM214 237V236H213ZM242 237V236H240ZM257 237V236H256ZM255 237V238H256ZM116 238V239H118ZM143 238V237H142ZM145 238V237H144ZM233 239V235L230 237ZM136 239V238H135ZM223 239V238H222ZM220 239V240H222ZM231 239V240H232ZM239 239V238H238ZM123 240V239H121ZM149 240V239H148ZM215 240V239H214ZM219 240V239H218ZM224 240V239H223ZM235 240V239H234ZM76 241V240H75ZM125 241V240H124ZM136 241V240H135ZM212 241V240H211ZM210 241V242H211ZM217 241V240H216ZM215 241V242H216ZM252 241V240H251ZM213 242V241H212ZM224 242V241H222ZM226 242V241H225ZM224 242V243H225ZM232 242V241H231ZM250 242V241H249ZM248 242V243H249ZM74 243V242H73ZM138 243V242H137ZM209 243V242H208ZM221 243V242H220ZM219 243V244H220ZM230 243V242H229ZM33 244V242H32ZM78 245L77 242H75L73 245ZM134 244V243H133ZM218 244V243H217ZM222 245H224L223 243H221ZM221 245V246H222ZM261 245V244H260ZM131 246V244H130ZM213 246V244H212ZM216 246V245H215ZM219 245V247H221ZM66 247V246H65ZM30 249V248H29ZM34 249V248H33ZM59 249V248H58ZM213 249V248H212ZM218 249V247H217ZM11 250V248H10ZM36 250V249H35ZM125 250V251H124ZM129 250H136V252H130ZM245 250V249H244ZM121 251H124L122 252L123 254L121 255ZM160 251V250H159ZM215 252V251H214ZM159 253V252H158ZM20 254V253H19ZM165 254V253H164ZM217 254V253H216ZM215 254V255H216ZM22 255V254H20ZM121 255V256H120ZM66 255L65 254H60V255H55V256H52L55 260V261H58V263L62 262V264H85L83 261L81 260H76V259H73V258H70L69 256L65 257ZM141 256V257H140ZM217 256V255H216ZM23 257V256H22ZM36 257V254L35 256L32 255V253L28 254V259L29 258H35ZM107 257V256H106ZM109 257V256H108ZM107 257V258H108ZM184 257V256H183ZM189 257V256H188ZM196 257V256H195ZM27 258V256H26ZM126 258V257H125ZM128 258V257H127ZM133 258V257H131ZM219 258V257H217ZM67 259V260H66ZM111 260V258H108ZM113 260V259H112ZM123 260V259H122ZM128 260V259H127ZM253 260V259H252ZM126 262V260H123ZM122 261V262H123ZM133 261V260H132ZM27 262V261H26ZM33 262V261H32ZM107 262V261H106ZM113 262V261H112ZM124 262V263H125ZM37 263V262H36ZM39 263V262H38ZM127 263V262H126ZM133 263V262H132ZM203 263V262H202ZM241 263V262H240ZM15 264V262H14ZM113 264V263H112ZM115 264V262H114ZM123 264V263H122ZM128 264V263H127ZM255 264V262H254Z\"/></svg>",
  "mask_w": 264,
  "mask_h": 264
},
{
  "label": "snow or ice",
  "instance_id": "obj_3",
  "mask_svg": "<svg viewBox=\"0 0 264 264\" xmlns=\"http://www.w3.org/2000/svg\"><path fill=\"white\" fill-rule=\"evenodd\" d=\"M98 68H99V65H96V66L93 68V70H96V69H98ZM114 123H117L118 126L121 127V128L127 127V125H125V124H123V123H120V122H114ZM117 139H118V140L120 139V136H119V135H117ZM158 159L164 160V159H166V158H165V157H158ZM170 167H173V166L170 165ZM245 171H247V170H245ZM262 178H264V177H262ZM225 187H235V185H226ZM245 199H246L248 202H250V203H253V204L256 203V201H255L250 195L246 196ZM158 223H161V224H162L163 221H158ZM40 230H41V231H44V232H48V233H51V232L53 231V230L50 229V228H43V229H40ZM156 235L159 236L160 233H157ZM176 235L183 236L184 234L181 233V232H177ZM189 246H191V247H195L194 245H189ZM197 254H198V255H201V256H205V254H204L203 252H199V251H197ZM205 258H207V257L205 256Z\"/></svg>",
  "mask_w": 264,
  "mask_h": 264
}]
</instances>
